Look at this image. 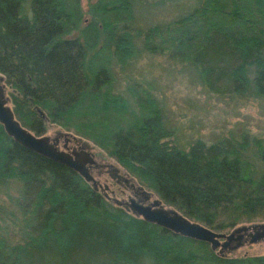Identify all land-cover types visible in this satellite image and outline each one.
Segmentation results:
<instances>
[{"label": "trees", "instance_id": "1", "mask_svg": "<svg viewBox=\"0 0 264 264\" xmlns=\"http://www.w3.org/2000/svg\"><path fill=\"white\" fill-rule=\"evenodd\" d=\"M149 2L0 0V71L17 118L37 134L53 122L90 138L214 229L264 221V137L186 147L149 87L115 90L112 65L164 54L210 91L264 98V0H192L143 26L137 8ZM0 264H264V254L223 255L135 215L0 122Z\"/></svg>", "mask_w": 264, "mask_h": 264}, {"label": "rangeland", "instance_id": "2", "mask_svg": "<svg viewBox=\"0 0 264 264\" xmlns=\"http://www.w3.org/2000/svg\"><path fill=\"white\" fill-rule=\"evenodd\" d=\"M149 1V4L137 8L138 22L143 26L171 19L192 3V0ZM84 5L87 7L88 0H84ZM112 65L115 90L125 92L128 83L134 81L149 87L159 101L169 125L176 127L178 136L186 147L197 138L210 143L228 135L241 138L245 133L264 137L262 97H242L210 91L193 72L169 60L164 54L143 53L124 68L114 62ZM4 81L8 103L13 106L10 95L12 88L6 79ZM44 134L56 140L61 149L68 151L70 146L76 149L84 148L94 155L96 163L90 166V170L97 181L104 185L98 188L102 193L117 199L127 198L131 187L126 179L139 183L128 169L90 138L53 122H48ZM105 185L109 188H104ZM18 186L14 184L8 191L16 195ZM146 189L150 191L151 201L160 199L165 206L174 207L155 191ZM2 198L9 202L6 193L2 194ZM227 253L236 256L264 254V239L246 242Z\"/></svg>", "mask_w": 264, "mask_h": 264}, {"label": "water", "instance_id": "3", "mask_svg": "<svg viewBox=\"0 0 264 264\" xmlns=\"http://www.w3.org/2000/svg\"><path fill=\"white\" fill-rule=\"evenodd\" d=\"M4 80L5 76L0 71V122L3 123L6 131L23 146L77 170L98 189V181L88 166V164H93L96 161L94 155L84 148L75 150L74 155L59 148L57 141L49 135L37 134L24 126L17 118L14 107L8 103ZM141 188L147 197H150V191L144 185H141ZM128 205L129 210L135 215L155 222L175 233L208 241L214 249L223 255H228V251L237 249L246 242L264 239V222L241 224L230 231H220L191 219L177 208L165 206L160 199H154L151 203L146 204L132 198L128 201Z\"/></svg>", "mask_w": 264, "mask_h": 264}, {"label": "flooded vegetation", "instance_id": "4", "mask_svg": "<svg viewBox=\"0 0 264 264\" xmlns=\"http://www.w3.org/2000/svg\"><path fill=\"white\" fill-rule=\"evenodd\" d=\"M69 146V145H68ZM75 150H80V149H76L75 147H71L70 146V149H68V151L69 152H71L72 154H74V151ZM75 155V154H74ZM96 163V161L93 163V164H88V166H89V168H90V166L91 165H94ZM126 181H127V183L129 184V186L131 187V193L128 195V197L127 198H121V199H117V198H115V197H110V196H108L107 195V193L105 194L106 195V197L108 198V199H111V198H113V199H111V200H114L117 204H119V205H121V206H124V207H126L127 209H129V205H128V201H130L132 198H134V199H136V200H138V201H141V202H143V203H151L152 201H151V195H150V197H147V195H146V193L143 191V189L141 188V185L142 184H140V183H134V182H130V180H128V179H126ZM98 185H99V188L100 187H102V186H104L102 183H100L99 181H98ZM145 187V186H144ZM104 188H106V189H108L109 188V186L108 185H105V187ZM99 190V189H98Z\"/></svg>", "mask_w": 264, "mask_h": 264}]
</instances>
